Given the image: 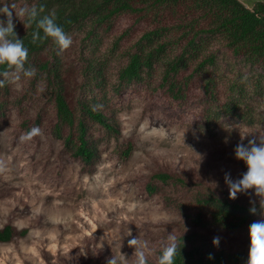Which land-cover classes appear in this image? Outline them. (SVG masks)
Instances as JSON below:
<instances>
[{
    "label": "rangeland",
    "instance_id": "374dc122",
    "mask_svg": "<svg viewBox=\"0 0 264 264\" xmlns=\"http://www.w3.org/2000/svg\"><path fill=\"white\" fill-rule=\"evenodd\" d=\"M34 1L0 0V6L16 4L18 10L31 7ZM240 1L250 8L260 0ZM27 17L14 19L22 31ZM0 20L6 17L2 14ZM148 27L146 20L123 14L113 24L97 25L91 31L74 27L68 33L73 43L62 54H57L55 44L42 53L49 60L56 55L61 64L72 108L77 98L98 91L94 81L87 79L86 65L92 55L102 59L109 105L121 120L123 141L132 145L129 156L104 145L100 161L87 165L66 147L62 136L67 129L60 135L54 132L57 116L44 74L9 84L0 107V228L9 224L15 235L0 241V264H107L119 251L132 264L135 255L128 240L134 236L149 242L148 264H156L168 235L177 240L190 228L200 229L212 240L219 237V248L248 254L250 226L201 228L166 204L162 194L149 193L145 185L154 172L166 170L229 192L225 173L235 180L247 171L234 149L238 143L246 145L252 136L241 137L252 133L264 138V97L252 98V122L224 114L208 128L203 117L208 107L226 101L232 82H243L242 75H264V69L246 64L222 39L211 38L208 51L215 56V64L205 72L191 64L177 75V97L162 79V65L140 81L116 86L117 69ZM206 78L213 86L206 84ZM33 126L42 135L21 140ZM166 189L178 192L192 212L196 210L186 188L166 185ZM245 194L257 198L252 190ZM128 230L132 236H127Z\"/></svg>",
    "mask_w": 264,
    "mask_h": 264
},
{
    "label": "trees",
    "instance_id": "16d2710c",
    "mask_svg": "<svg viewBox=\"0 0 264 264\" xmlns=\"http://www.w3.org/2000/svg\"><path fill=\"white\" fill-rule=\"evenodd\" d=\"M33 5L44 7L41 16L54 13L57 24L66 33L74 27L91 31V27L97 25H111L123 14L146 20L149 27L135 41L134 50L127 51L126 63L116 71V86L140 81L145 73H150L156 65H162V79L168 84L172 96L177 97L176 91L180 90L175 82L177 75L183 74L191 64L204 72L215 64V56L208 51L211 38L222 39L228 50L241 56L246 64L264 69V0L255 2L250 8L240 0H35ZM34 30L35 24L29 26V22L24 31L17 25L14 29L29 51L25 67H34L37 74H44L46 90L57 116L54 132L60 135L67 129L62 136L66 147L87 165L100 161L104 145H113L117 152L129 156L132 145L123 141L121 120L109 105L107 83L100 70L102 59L92 55L86 65L87 71L90 70L86 73L87 79L90 83L94 81L98 91L77 98L75 108H72L56 55L53 60L42 58L43 51L54 43L48 39L33 44ZM5 70V67H0V72ZM242 78L244 81L241 83L232 82L226 101L216 107H208L203 117L208 128L224 114L252 122V98L257 95L264 97V75L254 73L242 75ZM210 81L206 78L205 82L212 85ZM8 94L9 84H6L0 88V107ZM159 182L186 188L196 210L192 212L178 192L169 193L166 185ZM145 189L149 193L162 194L166 204L174 205L201 228L214 225L227 230L246 229L261 216L259 198L238 194V198L232 200L228 191H217L201 180L177 172H154ZM253 200L256 201L257 214L249 211ZM14 235L11 225L0 228V241H10ZM212 241L200 229L190 228L183 232L177 237L181 248L174 264H247V252L219 248ZM161 251H158V256Z\"/></svg>",
    "mask_w": 264,
    "mask_h": 264
},
{
    "label": "clouds",
    "instance_id": "9594fccd",
    "mask_svg": "<svg viewBox=\"0 0 264 264\" xmlns=\"http://www.w3.org/2000/svg\"><path fill=\"white\" fill-rule=\"evenodd\" d=\"M44 7L37 8L35 5H27L17 10L16 4H3L0 7V14L6 20H0V67L7 70L0 72V88L6 84L19 85L22 78H32L37 70L34 67H25L29 51L25 47L22 39L17 37L14 19L28 16L29 26L35 24L32 32V43L51 39L56 45L57 54H62L69 49L73 43V38L65 32L64 28L57 24L55 14L43 15ZM41 32L43 35H41ZM42 135L38 126H33L29 131L21 136L23 141H31L33 138ZM251 135L248 143H238L234 149L235 158L245 163L247 171L239 179L233 180L230 173H225L224 181L228 186L229 199H237L238 194L248 193L252 190L255 197L259 198L260 215L264 217V138H257L255 134L245 133L241 140ZM2 170V169H0ZM253 205L249 211L257 214L256 201H250ZM187 229H184L186 231ZM127 236H132L128 230ZM220 242L219 237L213 238V245ZM128 246L134 249L135 259L132 264H148V258L152 254L149 242L141 240L137 236L128 240ZM180 248L176 237L169 234L167 244L162 247L161 254L156 259V264H174L177 254L180 255ZM211 259V255L209 256ZM107 264H128V258L119 251L118 255L112 256ZM247 264H264V218L251 223L249 227V248Z\"/></svg>",
    "mask_w": 264,
    "mask_h": 264
}]
</instances>
